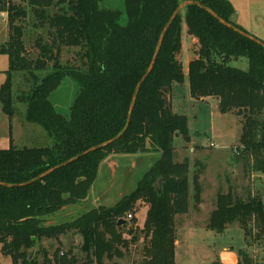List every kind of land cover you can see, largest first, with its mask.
I'll return each instance as SVG.
<instances>
[{
  "label": "trees",
  "instance_id": "obj_1",
  "mask_svg": "<svg viewBox=\"0 0 264 264\" xmlns=\"http://www.w3.org/2000/svg\"><path fill=\"white\" fill-rule=\"evenodd\" d=\"M117 1L120 9L113 8ZM105 2L23 0L24 7H19L12 0H0L8 27L0 55L9 61L0 86L1 110L11 121V75L25 73L29 89L18 97L27 106L25 120L40 126L52 140L50 147L18 149L10 139L9 147L0 149V184L10 186L0 185V254L11 264H37L29 258V250L43 239L58 240L71 233L82 237V264L121 259L132 235L126 218L132 216L136 226L139 204L148 208L143 229L136 228L143 235L142 264H175V217L189 209V163L175 162L174 147L176 138L188 134L187 119L173 113L171 105L173 85L184 81L179 60L182 15L186 33L196 45L188 64L190 97L196 102L212 99L221 114L241 118L235 149L241 173L245 177L264 174V48L224 27L200 7L247 33L231 21V4L227 0H113L108 8ZM183 2L199 5L187 6L170 24L154 67L139 89L125 133L111 145L36 180L123 132L135 87L153 60L163 28ZM28 15L33 27L47 37L46 42L36 39V59L28 58L23 42ZM65 48L79 49L81 67L60 64ZM241 58L247 60V70L228 66ZM65 78L76 83L77 93L64 116L55 111L50 96ZM112 155H140L139 167L145 171L130 192L120 187L111 197L109 188L99 187L93 193L98 182L107 179L108 183L120 173L119 168L113 174L106 166L99 170ZM195 167L191 199L197 209L203 167L197 162ZM159 178L160 191L154 187ZM93 194L100 199L89 202ZM121 221L125 223L119 225ZM232 225L242 231L244 242L264 245V204L249 187L237 192L229 186L225 194L216 196L207 229L222 233ZM72 249L60 256L55 252L51 260L44 256L42 264H77ZM240 259L237 264H253L251 259Z\"/></svg>",
  "mask_w": 264,
  "mask_h": 264
},
{
  "label": "rangeland",
  "instance_id": "obj_2",
  "mask_svg": "<svg viewBox=\"0 0 264 264\" xmlns=\"http://www.w3.org/2000/svg\"><path fill=\"white\" fill-rule=\"evenodd\" d=\"M237 14L233 21L236 25H240L249 35L264 43V3L257 0H227ZM12 2L24 7L23 0H12ZM113 7L110 0H106L105 7H113L120 9V1L116 2ZM29 13V10H27ZM182 33H181V51L179 60L182 63L183 71L187 70L189 59L194 58L195 43L186 36L184 32L185 23L184 15L181 18ZM24 23V37L23 42L28 52L29 59H36L38 50L34 43L38 37L47 41L45 31H40L33 27L32 17L28 15ZM6 22L0 17V47L7 41ZM77 48L62 49L59 62L61 65L70 68L81 67ZM49 65L48 68H50ZM229 67L240 70H247L248 62L246 59L231 60L228 63ZM9 67L7 56L0 55V86L5 81L6 71ZM45 73L41 74L44 75ZM25 73L14 72L11 75V98L14 116L11 122L1 110L0 104V149H7L9 141L18 148H44L52 145V140L47 136L43 129L36 124H29L25 120L26 104L18 101V97L26 93L29 89L30 83L26 80ZM77 93V85L69 78H65L59 88L50 96L55 111L61 115H67L69 108L72 105ZM208 103H201L192 100L189 96L188 83L183 81L182 84L175 85L174 91L171 93V103L173 105V112L177 115L185 116L187 119L188 134L185 137H179L174 140L175 162L181 163L184 160L192 159V154L189 149L193 148L196 151V146L205 147V151L200 153L198 157L202 163L207 167V181H203L204 192L206 193L204 199L207 200L201 206V219L206 217L208 203L215 198L213 197V189L216 183H219L218 192L225 193L227 191V183H231L234 187L240 184L238 174L233 177L230 172L233 169L240 167L238 156L235 149L239 145V137L241 133V118L237 117L235 113L223 115L219 112L218 106L215 105L212 99H208ZM205 102V101H204ZM187 138L189 141H187ZM179 141H178V140ZM179 142L178 147L175 143ZM216 147H210V144ZM178 148V149H177ZM189 148V149H187ZM198 149V148H197ZM188 158V159H187ZM189 163V162H188ZM201 165V164H200ZM134 164L131 161H123L119 165L120 173L116 177H110L107 183L101 180L96 185L93 193L99 187L108 189L111 197L120 192V187L128 192L135 187V182L140 179L139 167L135 170ZM202 166V165H201ZM197 168V167H196ZM143 173V171H142ZM130 175V176H129ZM228 179L229 182H225ZM124 180V182H123ZM192 178H189V193L193 192ZM252 184V183H251ZM108 185V186H106ZM252 188V185H251ZM119 189V190H118ZM260 192L262 203L264 204V188ZM253 190V189H252ZM256 194V192L253 190ZM192 194V193H191ZM259 194V192H258ZM192 197V195L190 196ZM100 198L93 194L90 196L89 202H96ZM105 201V200H104ZM192 203V202H191ZM190 205V200H189ZM138 211L135 214L136 226H133L130 215L127 216V229L132 231V235L128 238L129 246L127 251H123L121 259L114 258L107 264H142V249L144 246L143 235L139 232L143 229L148 208L144 204H139ZM223 233L205 231L198 229V231L190 230L187 227L183 230L180 227L177 229L176 237L179 241V246L176 248V264H210L215 260L225 263H233L235 259L239 261V256L248 258L253 261V264H264V245H257L244 242L242 231L235 226H231ZM138 228V229H136ZM132 237L135 241H132ZM73 241V242H72ZM82 237L77 234H66L59 237L58 240L43 239L36 245V249L29 252L30 257H34L37 264L44 262V256L51 260L53 254L57 251L58 256L61 253H66L72 247V253L77 260V264H82L85 261V255L81 252ZM262 246V247H261ZM240 254V255H239ZM0 258H2L0 256ZM238 263V262H237ZM0 264H11L10 259L6 258L5 262Z\"/></svg>",
  "mask_w": 264,
  "mask_h": 264
},
{
  "label": "crops",
  "instance_id": "obj_3",
  "mask_svg": "<svg viewBox=\"0 0 264 264\" xmlns=\"http://www.w3.org/2000/svg\"><path fill=\"white\" fill-rule=\"evenodd\" d=\"M249 1V0H248ZM258 2H260L261 0H257ZM261 2H263L264 3V0H262ZM237 16V14L234 12V14H233V16H232V18H231V21L233 22L234 20H235V17ZM0 17L6 22V29H5V31H6V34H7V39H8V27H7V16H6V14H4V13H0ZM263 21H264V19H263ZM234 23V22H233ZM235 24V23H234ZM236 25V24H235ZM237 26H239L240 28H242L240 25H237ZM243 29V28H242ZM184 32L186 33V26H185V28H184ZM181 33H182V25H181ZM186 36H187V33H186ZM187 37H189V36H187ZM193 42H194V40L192 39V38H190ZM7 41H5V43H6ZM4 43V44H5ZM191 60L189 59V61H188V64H189V62H190ZM183 73H184V79H185V81L188 83V65H187V70L184 72L183 71ZM188 87H189V85H188ZM174 89H175V85H173V87H172V91H171V93L174 91ZM189 96H190V94H189ZM191 98V97H190ZM192 99V98H191ZM193 100V99H192ZM205 101V102H204ZM203 102H201V103H205V104H207L209 101H208V99H206V100H204ZM214 101V100H213ZM214 103H215V105H217V103L214 101ZM171 105H172V103H171ZM172 111H173V105H172ZM174 113V112H173ZM176 114V113H175ZM7 117V116H6ZM7 119H8V117H7ZM9 120V119H8ZM12 120V119H11ZM9 122H11V121H9ZM30 124V123H29ZM178 140V139H177ZM179 141V140H178ZM176 145V147H178V144H179V142H176L175 143ZM212 144V143H211ZM9 145H10V141H9ZM13 145V144H12ZM14 146V145H13ZM15 147V146H14ZM197 148H196V151H194L193 150V148H187V149H189V153H191L192 154V159H190V160H188V162H189V178L191 177L192 179H193V175H194V171H195V163L197 162V163H199V164H201L202 165V167H203V170H202V173L200 174V177H199V183H200V186H201V195H200V200H201V202H200V204H199V206H198V208L197 209H194L193 208V205H192V197H190L191 195H193V192H191V193H189V200H190V205H189V209H188V212H187V214H185V215H183V216H177V217H175V223H176V234H177V229L180 227V229H184V228H188V229H190V230H194V231H198V229H203V230H205V231H211V230H209V229H207V220H208V218H209V215H210V213L214 210V202H212L211 201V203L209 204L208 203V205H209V208L207 207V213H206V217H204L203 219H201V216H202V210H201V206H202V204L204 203V202H206L207 200H205L204 199V196L203 195H205L206 193L204 192V188H203V186H202V184H203V181H207V173H208V171H207V167H206V165L204 164V163H202L201 161H200V159L198 158L199 156H200V153H202L203 151H205V147H203V146H196ZM178 149V148H177ZM176 151L177 150H175V153H176ZM141 156L140 155H135V157H129V158H127V159H124V160H122L121 162H123V161H131L133 164H134V166H133V168L136 170L139 166H140V163H139V161H138V159L140 158ZM188 159V158H187ZM176 160V159H175ZM121 164V163H120ZM138 166V167H137ZM106 167H108L109 169H112V171H114L115 172V169H118L119 168V165H117V164H114V163H110L108 166H106ZM142 171L144 172L145 171V169H143V168H140L139 167V171L138 172H140L139 174H141L142 173ZM230 174L233 176V177H235L237 174H238V176H239V180H240V184H238V186H236V187H234V185H231V183H227V182H229L228 181V179H226L225 180V182L227 183V191H228V188H229V186H231L232 188H233V190H236L237 192H241L243 189H245V188H247V187H249V189H250V191H251V193L253 194V195H255V196H257V197H259L260 199H261V197H260V192L261 191H263L262 189H260V187H262L263 186V188H264V174H259V173H252L250 176H247V177H245V176H243L242 175V173H241V169H240V167L238 166V169L236 168V169H233V170H231V172H230ZM192 182V181H191ZM252 183V184H251ZM251 185H252V188H251ZM191 186H192V184H191ZM109 188H111V186L109 187ZM256 192V194L253 192V190ZM218 190H219V183L217 184L216 183V185H215V189H213L212 191H213V194H211V195H213V197H214V195H215V198L213 199V200H215L216 199V196H217V194L218 193H221V192H218ZM226 191V192H227ZM225 192V193H226ZM258 192H259V194H258ZM225 193H221V194H225ZM96 201H98V199L96 200ZM232 226H235V225H232ZM237 228H238V226H236ZM228 228H232L231 226L230 227H227L225 230H227ZM224 230V231H225ZM223 231V232H224ZM213 232H215V231H213ZM222 232V233H223ZM218 233H221V232H218ZM179 246V241H178V239H177V237H176V242H175V253H176V248ZM0 256H1V254H0ZM2 257V256H1ZM5 260H6V258H0V263L2 262V261H4L5 262ZM11 262V261H10ZM237 262H238V258H237V260L235 259V261L233 262V263H225V262H221L222 264H237ZM175 264H176V257H175Z\"/></svg>",
  "mask_w": 264,
  "mask_h": 264
},
{
  "label": "water",
  "instance_id": "obj_4",
  "mask_svg": "<svg viewBox=\"0 0 264 264\" xmlns=\"http://www.w3.org/2000/svg\"><path fill=\"white\" fill-rule=\"evenodd\" d=\"M192 4H197V3H194V2H183L182 4H180L178 6V8L175 10V12L172 14V16L170 17L168 23L165 25V27L163 28L160 36H159V39H158V42H157V46H156V49H155V53H154V57H153V60L151 62V64L149 65L148 69L146 70L145 74L143 75V77L141 78V80L138 82V84L136 85L135 87V90H134V93L132 95V99H131V103H130V107H129V113H128V118H127V123H126V127L124 128L123 132L117 136L116 138L110 140V141H107L95 148H92L90 150H88L87 152L79 155V156H76L75 158H72L64 163H62L61 165L59 166H56L55 168L47 171L46 173L42 174L40 177H38L36 180H40L42 178H44L45 176L49 175L50 173H52L53 171H56L66 165H69L71 164L72 162L76 161L77 159H79L80 157H82L83 155H86L90 152H93V151H96L98 149H102L106 146H109L111 145L112 143H114L115 141H117L121 135H123L125 133V131L127 130L128 126H129V123L131 121V117H132V112H133V109H134V106H135V101H136V98H137V94L139 92V89L141 87V85L143 84V82L146 80V78L149 76V74L151 73L153 67H154V64L156 62V59L158 57V54H159V51H160V48H161V44H162V41L164 39V36H165V33L167 32L170 24L173 22V20L177 17V15H179L187 6L189 5H192ZM199 5V4H197ZM203 10H205L206 12H208L211 16H213L220 24H222L224 27L236 32L237 34H239L240 36H242L243 38L245 39H248L252 42H254L255 44L261 46L262 48H264V43H262L261 41H259L258 39L254 38L253 36L241 31V30H238L236 28H234L233 26H231L230 24L226 23L225 21H223L222 19H220L217 15H215L211 10H209L208 8L204 7V6H200ZM187 141H189V139L187 138ZM129 157H135V156H126V155H112V156H109L107 159H105L101 165H100V168L99 170L101 171V169L104 167V166H108L110 163H114V164H117V165H120L121 161L124 160V159H127ZM113 174H115V172L113 171ZM160 182H161V178H159L155 184H154V187L157 188L158 191H160ZM2 185V184H0ZM4 187H10V186H7V185H2ZM125 221H121L119 222V225L120 224H124ZM73 242V241H72ZM34 249H31L28 251V256L29 258L30 255H29V252L30 251H33Z\"/></svg>",
  "mask_w": 264,
  "mask_h": 264
},
{
  "label": "built area",
  "instance_id": "obj_5",
  "mask_svg": "<svg viewBox=\"0 0 264 264\" xmlns=\"http://www.w3.org/2000/svg\"><path fill=\"white\" fill-rule=\"evenodd\" d=\"M210 147H216V146L213 145V144H210ZM235 153H236L237 156L239 155V153H237L236 151H235Z\"/></svg>",
  "mask_w": 264,
  "mask_h": 264
}]
</instances>
